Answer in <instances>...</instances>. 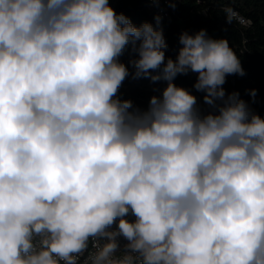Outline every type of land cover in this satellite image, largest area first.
Here are the masks:
<instances>
[{
    "label": "clouds",
    "instance_id": "obj_1",
    "mask_svg": "<svg viewBox=\"0 0 264 264\" xmlns=\"http://www.w3.org/2000/svg\"><path fill=\"white\" fill-rule=\"evenodd\" d=\"M155 21L0 0V264H81L90 243L83 264H264V118L223 88L241 61L205 29L166 59ZM189 72L206 113L173 82ZM130 74L167 82L147 109L117 95Z\"/></svg>",
    "mask_w": 264,
    "mask_h": 264
},
{
    "label": "trees",
    "instance_id": "obj_2",
    "mask_svg": "<svg viewBox=\"0 0 264 264\" xmlns=\"http://www.w3.org/2000/svg\"><path fill=\"white\" fill-rule=\"evenodd\" d=\"M232 8L252 20L249 27L233 21H226L225 9ZM121 13L130 18L132 23H152L157 27L155 17L142 9L140 0L130 2ZM162 21L159 26L162 25ZM205 29L209 37L225 38L241 61L245 75H228L223 88L226 93L238 92L239 97L249 104L251 110L264 118V0H183L177 10V16L165 36L168 44L166 59H176L180 48L179 36L187 31L189 34ZM132 71H130L131 73ZM158 75L159 71L153 72ZM197 74L177 75L174 83L189 90L197 97V104L204 103L203 92L194 88ZM158 84L166 86L167 82L151 81L149 78L134 79L130 74L122 84L131 86L136 95L144 92L138 88L141 84ZM255 89L253 98L250 91Z\"/></svg>",
    "mask_w": 264,
    "mask_h": 264
},
{
    "label": "built area",
    "instance_id": "obj_3",
    "mask_svg": "<svg viewBox=\"0 0 264 264\" xmlns=\"http://www.w3.org/2000/svg\"><path fill=\"white\" fill-rule=\"evenodd\" d=\"M137 0H109L110 6L115 9V11L119 14L123 10L126 9L127 5L130 2H135ZM142 4V9L148 13H150L153 17H156L159 15L161 17V21L163 22L161 26H158L163 29L164 36H166L168 29L170 28L171 24L174 22L175 17L177 16V10L182 4L183 0H140ZM236 11V10H235ZM241 17H243L245 20H250L252 24V20L249 17L244 16L243 14L236 11ZM142 23H133L134 26H140ZM250 24V25H251ZM242 26H245L241 24ZM250 25L246 26L249 27ZM135 56L134 53L131 52L130 47L126 48L124 53L120 56V61L125 63V65L129 66V70L133 71L131 69V66L128 64L129 60ZM166 86H161L158 84H141L138 86L140 90H142L144 93L141 95H136L133 91L131 86L122 84L118 91V97L121 100H131L133 102L134 107H138L141 109H147L148 103L150 98L153 95H161L163 88ZM197 106L203 111L208 112L210 107L202 106L200 104H197ZM129 219H134L133 217L129 216ZM124 241L121 238V244H123ZM94 251V249L91 246V243L89 245L88 251L85 253L83 257H81V264H83L84 259H86L87 255Z\"/></svg>",
    "mask_w": 264,
    "mask_h": 264
}]
</instances>
